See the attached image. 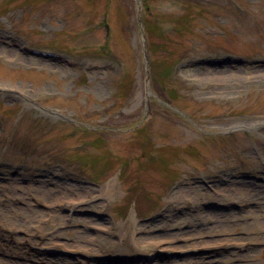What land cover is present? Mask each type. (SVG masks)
<instances>
[{
  "label": "rangeland",
  "instance_id": "rangeland-1",
  "mask_svg": "<svg viewBox=\"0 0 264 264\" xmlns=\"http://www.w3.org/2000/svg\"><path fill=\"white\" fill-rule=\"evenodd\" d=\"M236 56L264 58V0H0V85L26 93L0 94V245L68 253L0 264H264V64Z\"/></svg>",
  "mask_w": 264,
  "mask_h": 264
},
{
  "label": "bare ground",
  "instance_id": "bare-ground-1",
  "mask_svg": "<svg viewBox=\"0 0 264 264\" xmlns=\"http://www.w3.org/2000/svg\"><path fill=\"white\" fill-rule=\"evenodd\" d=\"M240 186L242 187V189H240V193L239 194H244V195H247L248 196V198H249V200H252V198H253V191L252 190H250L249 188H248V186L246 185V183H243V182H241L240 183ZM182 190H184V188H182V187H178L177 189H175L173 192H172V196H177V195H179L180 193H181V191ZM219 191V189H216V193ZM251 194V195H250ZM29 205H31V204H29ZM28 204H27V206L28 207H30V208H32L33 206H29ZM249 210H250V208H248ZM36 211L37 212H42L40 209H36ZM251 212H254V213H256V212H258V211H260V209L258 208V209H255V208H252L251 207V210H250ZM261 211H262V209H261ZM232 212H235V213H237L236 211H223V212H221V214H219V216L220 217H222V218H227V219H232V217L231 216H235ZM237 214H239V212L237 213ZM258 214V216L257 217H259L260 215H259V213H257ZM238 216V215H237ZM254 217V216H253ZM89 218V217H88ZM219 220V219H218ZM157 237V236H156ZM146 238H155V235L154 234H152L151 233V231L150 230H146L145 232L143 231V233L140 235V236H138L137 238H136V241H137V243H140V242H144L145 241V239ZM158 242H155V245L157 244ZM176 256V255H175ZM183 256H186V255H183ZM23 263V262H22Z\"/></svg>",
  "mask_w": 264,
  "mask_h": 264
}]
</instances>
